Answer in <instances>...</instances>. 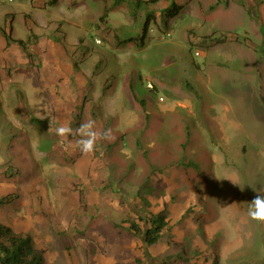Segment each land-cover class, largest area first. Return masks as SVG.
Listing matches in <instances>:
<instances>
[{
  "label": "rangeland",
  "instance_id": "rangeland-1",
  "mask_svg": "<svg viewBox=\"0 0 264 264\" xmlns=\"http://www.w3.org/2000/svg\"><path fill=\"white\" fill-rule=\"evenodd\" d=\"M174 1L165 18L170 0L136 17L114 0H0V28L30 34L35 54L0 33V197L14 199L0 221L30 233L46 264H206L196 230L212 219L242 264H264V222L248 216L264 194V0ZM148 10L144 47L117 45ZM87 120L114 139L84 154L56 129ZM163 209L146 245L130 223Z\"/></svg>",
  "mask_w": 264,
  "mask_h": 264
},
{
  "label": "trees",
  "instance_id": "trees-1",
  "mask_svg": "<svg viewBox=\"0 0 264 264\" xmlns=\"http://www.w3.org/2000/svg\"><path fill=\"white\" fill-rule=\"evenodd\" d=\"M45 6H53L59 0H42ZM159 0H114V4L126 3L129 7L130 14L136 17L137 11L142 8L143 4L156 3ZM170 4L164 9V16L172 17L176 15L182 8V5L170 0ZM111 7L104 5L99 20L106 23ZM155 15L153 11L148 10L145 13V19L141 27V31L136 35H129L117 40V45L123 46L128 43H135L139 47H144L151 22L154 21ZM0 33L6 39V44L11 42L16 43L23 49L26 56L31 60L35 58L34 52L30 50V43L33 39L28 35L27 39L12 37L11 30L6 31L0 28ZM225 39V38H224ZM224 39L217 38L215 41H223ZM133 97L139 102L143 103L142 99L138 98L134 88L131 86ZM84 104V103H83ZM82 104V105H83ZM14 199L10 196L4 195L0 197V204L11 202ZM168 214L165 209L153 213L150 212L144 219V226L140 227L134 220L130 223V228L133 232L142 236L146 245L154 244L162 235L164 228L168 225ZM0 264H46L44 250L37 247L33 236L27 232H17L10 225L0 221ZM165 264V261L159 262ZM210 264H219V259L215 253Z\"/></svg>",
  "mask_w": 264,
  "mask_h": 264
},
{
  "label": "clouds",
  "instance_id": "clouds-1",
  "mask_svg": "<svg viewBox=\"0 0 264 264\" xmlns=\"http://www.w3.org/2000/svg\"><path fill=\"white\" fill-rule=\"evenodd\" d=\"M56 134L59 137H67L70 135L79 136L80 139L76 143L84 154L93 153L99 139H114L111 129H104L102 132H97L94 120H87L81 123L75 130L71 126L62 125L56 129ZM254 190L258 193H264V190H257L255 188ZM248 216L254 221L264 222V194H257L251 200L248 208Z\"/></svg>",
  "mask_w": 264,
  "mask_h": 264
},
{
  "label": "crops",
  "instance_id": "crops-1",
  "mask_svg": "<svg viewBox=\"0 0 264 264\" xmlns=\"http://www.w3.org/2000/svg\"><path fill=\"white\" fill-rule=\"evenodd\" d=\"M201 228L204 236L201 232L197 233L198 230H196V234L199 236L201 235L206 243H202L203 246L202 244H198L197 247L202 251L201 254L208 256V261H205L206 264L211 263L215 253L218 256L219 264H224V252L226 253V257L230 260L236 259V256L239 257V260L236 259L235 263L242 264L246 251H242L240 248H237L239 247L238 244L235 245L233 241L231 242L228 234L224 235V221L217 219L206 220L201 224ZM215 239H218V246L214 243Z\"/></svg>",
  "mask_w": 264,
  "mask_h": 264
},
{
  "label": "built area",
  "instance_id": "built-area-1",
  "mask_svg": "<svg viewBox=\"0 0 264 264\" xmlns=\"http://www.w3.org/2000/svg\"><path fill=\"white\" fill-rule=\"evenodd\" d=\"M196 53H197V52H196ZM148 86H149V87H151V84H150V82L148 83Z\"/></svg>",
  "mask_w": 264,
  "mask_h": 264
}]
</instances>
